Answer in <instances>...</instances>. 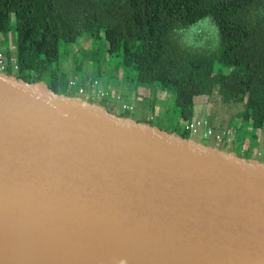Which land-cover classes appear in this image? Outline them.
<instances>
[{
	"label": "water",
	"instance_id": "water-1",
	"mask_svg": "<svg viewBox=\"0 0 264 264\" xmlns=\"http://www.w3.org/2000/svg\"><path fill=\"white\" fill-rule=\"evenodd\" d=\"M0 264H264V162L0 73Z\"/></svg>",
	"mask_w": 264,
	"mask_h": 264
},
{
	"label": "trees",
	"instance_id": "trees-1",
	"mask_svg": "<svg viewBox=\"0 0 264 264\" xmlns=\"http://www.w3.org/2000/svg\"><path fill=\"white\" fill-rule=\"evenodd\" d=\"M206 17L217 28L218 51L174 54L168 37ZM0 33L15 35V55L9 51L7 61L17 60L16 76L25 82L53 76L61 45L66 49L86 35L104 41L133 87L154 88L156 99L172 96V119L183 133L176 125L169 132L184 138L196 106L212 101L240 106L226 116L238 115L253 131L264 123V0H0ZM222 65L231 69L218 70ZM53 90L64 93L62 87ZM102 104L118 115L115 104Z\"/></svg>",
	"mask_w": 264,
	"mask_h": 264
},
{
	"label": "rangeland",
	"instance_id": "rangeland-1",
	"mask_svg": "<svg viewBox=\"0 0 264 264\" xmlns=\"http://www.w3.org/2000/svg\"><path fill=\"white\" fill-rule=\"evenodd\" d=\"M172 33L176 34V31H173ZM171 35V34H169ZM169 42L171 43V50L173 51L174 54L177 53H182L183 55H198V56H212V54L216 53L219 49V38H218V32H217V28L213 22V20L209 17H206L202 20H200L198 23H196L195 25L189 27L187 30L184 31H179L175 37L171 36L168 37ZM14 40H15V35L14 34H10V36H6L3 33H0V43L1 45L5 46V47H10V44L14 45ZM14 52L13 54L15 55V47L13 48L10 47ZM97 49V51L94 53L93 49ZM173 48V49H172ZM12 55V56H14ZM177 55V54H176ZM60 61L54 63L52 65V71H53V81L55 82V79H59L58 80V84L54 85V83H52V78L48 76H42V80L45 81V83L47 84L48 87L52 88V89H60L61 88V83L60 81H62L64 78H70L68 77V75L62 76L58 73L60 70V63L63 60H67L69 62L68 67L69 69H71L72 67H74V69H76V71L79 73L78 75H81L82 78H85V75L87 74L85 72V68L88 71H93L96 72V70H99V72H101V79L103 83V85L107 86V78L109 77H113V76H120V74H122V78H123V83H125L126 81H128L129 85H132L131 83V78L128 74L127 78L124 73H122L121 70V66H120V60L118 58L115 57H109L106 53V45L104 43V41H102L100 43V41L98 43H95V41L93 39H91L88 35L83 36V38L79 39L75 45H69L67 46V48L65 49L64 45L60 46ZM79 60L82 63H79ZM218 70H229L231 69L229 66L227 65H222V67H217ZM11 74L17 75L16 72L11 71ZM94 75V73H91V75ZM74 77L72 80H81L80 77L78 76V78ZM100 81V80H99ZM57 87V88H56ZM60 87V88H59ZM141 87V86H138ZM141 88H144V90L149 89L148 87L142 86ZM63 90V89H62ZM131 92V91H130ZM148 94V92L146 93ZM77 96H79L78 94H76ZM130 95V94H129ZM164 97V102L163 104L165 107V111L167 112V114L170 115L172 114L173 111V98L170 94H163ZM152 98H147V100L145 101V103H149ZM134 103V98L132 97L131 99ZM199 100V99H198ZM97 102H101L102 100H96ZM199 102V101H198ZM103 103V102H102ZM137 103V102H136ZM204 108L208 109L210 114H215V115H219V114H223V115H230L232 113L235 112H239L240 111V106H229V105H220L219 103H215V101H212L210 104H205L204 103ZM115 112L118 115H128L131 118L135 119V120H144L146 122H149L161 129H164L166 131H170V129L176 125L175 129L177 130L178 133H183V129L182 127L179 126L177 120L175 121V124L173 126H169L167 124H162L160 121L158 120H149L148 117H143V115H140V112H138V110L136 109L135 111H128V112H124L123 110L121 111V108L115 109ZM173 117V115H172ZM175 119L176 116H175ZM149 120V121H148ZM252 133V132H251ZM254 136L256 135L259 138V141L256 144V148H255V152L252 153L251 148L250 150H247V152L241 151L238 147L237 144L235 145V143H233L232 145H224L223 142H215L213 139L208 138V139H200L199 137L196 136H192L189 134V138H192L198 142H202L205 145H209V146H213V147H217L220 149H223L224 151L227 152H235L238 156L241 157H245V158H251L257 160L258 162H264V123L262 125L261 128L257 129V131H255Z\"/></svg>",
	"mask_w": 264,
	"mask_h": 264
},
{
	"label": "crops",
	"instance_id": "crops-1",
	"mask_svg": "<svg viewBox=\"0 0 264 264\" xmlns=\"http://www.w3.org/2000/svg\"><path fill=\"white\" fill-rule=\"evenodd\" d=\"M10 45H11L10 47L13 46V48H14L13 44H10ZM10 47L8 48V47L3 46L6 54L9 51L13 54L14 51ZM79 63H81L80 60H79ZM67 64H69V62L67 60L61 61L60 70H59L60 73H58L62 76L68 75V77H70L69 79L64 78L62 81H60V82H62L61 87L64 91L63 94H67L71 91L73 93H77L76 87H70L68 85L69 81L72 80L74 77L78 78V76H79L81 81L82 80H91V79L95 78V79H100L101 83L103 82L101 77L98 78L97 72L99 70H96V72H93V71H88L85 68V72L87 74L85 75V78L83 79L81 75H78L80 72L78 73L76 71V69H74V67L69 69ZM81 66H82V63H81ZM91 73H94V75L93 74L91 75ZM120 76H121V78L118 75L107 78V80H108L107 86L104 85L108 91V94H109V97L106 100V104L107 103L108 104H115L116 109L120 108L119 104L115 101V97H116V95H121V96H123L124 102H126L128 105H131L133 107L132 111H135L137 109L138 112H140V115L142 114L143 117H148L149 120L155 119V120L160 121L163 125L164 124H167L169 126L174 125V120L172 119V114L170 117V115L167 114V112L165 111L166 110L164 107L165 104H163V102L165 100H164L163 95H160L159 99H156V96L154 94V92H155L154 88L144 90V88H141L138 86L133 87L132 85H129L128 81H126L125 83L122 84L121 81H123V78H122L123 76H122V74H120ZM55 80H56V82H54L53 78H52V83H54V84L57 83L59 79L57 78ZM147 92H148V94H146ZM132 97L134 98V103L131 100ZM152 97H154V98L149 103L146 104L145 101L147 100V98H152ZM124 112H128V111H124ZM199 118H203L205 120H208L210 126L213 129H216V130L231 129V130H233V139H234L235 145L237 144V147L241 151L247 152V150H250V148H251L252 153L255 152L256 144L259 141V138L256 135L254 136L253 133L255 131L252 130L250 124L246 123L245 121H241L239 119L238 115L237 116H233V115L232 116H226V115H218L217 116L215 114L211 115L209 110L204 108L203 104H198V106H196V108H195V114H194L193 119H199ZM243 148H245V149L243 150Z\"/></svg>",
	"mask_w": 264,
	"mask_h": 264
},
{
	"label": "built area",
	"instance_id": "built-area-1",
	"mask_svg": "<svg viewBox=\"0 0 264 264\" xmlns=\"http://www.w3.org/2000/svg\"><path fill=\"white\" fill-rule=\"evenodd\" d=\"M19 65L17 60L7 61V54L5 49L0 44V73L11 74L9 71L17 72ZM68 85L76 87L77 94L88 102H96L102 100L106 102L109 97L108 91L105 86L98 79L91 80H70ZM115 101L119 104L121 110L132 111L133 107L128 105L123 100V96L116 95ZM184 131L190 135L199 137L200 139L211 138L215 142H223L224 145H232L234 143L233 130H216L213 129L208 120L203 118L194 119L184 125ZM245 148H243L244 150Z\"/></svg>",
	"mask_w": 264,
	"mask_h": 264
}]
</instances>
